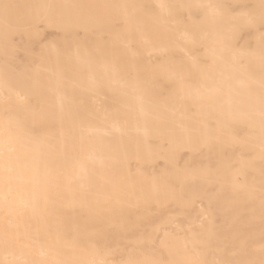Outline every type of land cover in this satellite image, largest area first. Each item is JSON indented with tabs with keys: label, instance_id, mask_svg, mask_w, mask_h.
I'll use <instances>...</instances> for the list:
<instances>
[{
	"label": "bare ground",
	"instance_id": "bare-ground-1",
	"mask_svg": "<svg viewBox=\"0 0 264 264\" xmlns=\"http://www.w3.org/2000/svg\"><path fill=\"white\" fill-rule=\"evenodd\" d=\"M96 5L101 75L84 83L106 94L100 110L88 98H31L46 130L14 129L16 143L0 146V200L10 192L58 244L65 228L115 243L94 247L91 262L123 264L127 243L166 241L180 248L165 255L192 264H264V0ZM75 245L35 255L69 264Z\"/></svg>",
	"mask_w": 264,
	"mask_h": 264
},
{
	"label": "rangeland",
	"instance_id": "rangeland-1",
	"mask_svg": "<svg viewBox=\"0 0 264 264\" xmlns=\"http://www.w3.org/2000/svg\"><path fill=\"white\" fill-rule=\"evenodd\" d=\"M46 7V15L42 17ZM98 21L96 0H0V146L9 148L16 143L11 141L14 129L32 139L46 130V124L32 123L37 119L32 112L38 111L32 109L31 98H88L89 110H100L98 103L96 106L97 97H106V94H96L99 86L84 83L88 77L99 80L101 75L94 65ZM103 88L106 90L107 86L103 84ZM27 100L30 106L26 105ZM44 228L29 224L26 212L17 207L12 194L7 192L0 200V264H33L36 256L41 259L39 264H59L51 257L45 259L35 254L43 249L60 254L63 243L78 245L76 252L82 256L69 264H117L108 257L93 262L86 260L94 253V247L104 251L115 244L94 242L93 228L85 229V234L78 236L74 235L77 229H60L63 231L59 236L61 244H58L55 229ZM164 242L141 246L127 243L126 247L134 253L132 259L123 264H192L165 255L167 248L179 249L180 246ZM140 251L151 256L141 258ZM199 263L239 264L225 257L206 258ZM261 263L263 261L258 259L250 264Z\"/></svg>",
	"mask_w": 264,
	"mask_h": 264
}]
</instances>
